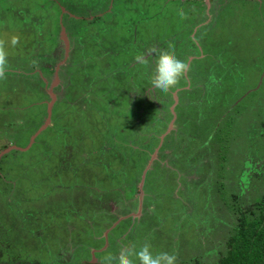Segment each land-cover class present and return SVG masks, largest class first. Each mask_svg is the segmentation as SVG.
<instances>
[{
    "label": "rangeland",
    "instance_id": "rangeland-1",
    "mask_svg": "<svg viewBox=\"0 0 264 264\" xmlns=\"http://www.w3.org/2000/svg\"><path fill=\"white\" fill-rule=\"evenodd\" d=\"M112 1L0 0V264H105L146 242L218 264L260 217L264 0H123L118 18ZM166 52L189 70L158 94Z\"/></svg>",
    "mask_w": 264,
    "mask_h": 264
},
{
    "label": "clouds",
    "instance_id": "clouds-1",
    "mask_svg": "<svg viewBox=\"0 0 264 264\" xmlns=\"http://www.w3.org/2000/svg\"><path fill=\"white\" fill-rule=\"evenodd\" d=\"M15 44L16 40L13 39ZM156 55V53H152ZM8 53L0 47V78L5 75ZM138 62L144 66L149 65L143 57H137ZM189 66L175 54L163 53L155 61L153 77L150 81L151 88L158 94H168L180 84ZM177 256L167 251L154 252L149 243H144L138 249L135 246L121 250L118 257H110L105 264H176Z\"/></svg>",
    "mask_w": 264,
    "mask_h": 264
},
{
    "label": "trees",
    "instance_id": "trees-1",
    "mask_svg": "<svg viewBox=\"0 0 264 264\" xmlns=\"http://www.w3.org/2000/svg\"><path fill=\"white\" fill-rule=\"evenodd\" d=\"M113 1L111 15H115L117 18L120 16L125 17L122 12L130 10L128 6H122L123 0L120 2V4L119 0ZM135 19H142V16L137 13V18L135 17ZM128 23L132 25L131 23L136 22L128 20ZM76 24L77 23L74 25L75 27ZM75 27L73 31L74 33H77L78 29L80 28L77 27L75 29ZM127 27L128 26L125 27V31L121 29V31L124 33V36L128 35ZM259 212L260 217L256 220L249 221L243 216L238 219L236 222L237 224L233 229L232 235L229 238L228 249L218 264H264V206L259 208Z\"/></svg>",
    "mask_w": 264,
    "mask_h": 264
},
{
    "label": "water",
    "instance_id": "water-1",
    "mask_svg": "<svg viewBox=\"0 0 264 264\" xmlns=\"http://www.w3.org/2000/svg\"><path fill=\"white\" fill-rule=\"evenodd\" d=\"M143 183H140V186H142Z\"/></svg>",
    "mask_w": 264,
    "mask_h": 264
}]
</instances>
